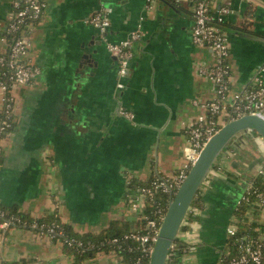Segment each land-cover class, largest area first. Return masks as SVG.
Wrapping results in <instances>:
<instances>
[{"label": "crops", "instance_id": "0c3cea01", "mask_svg": "<svg viewBox=\"0 0 264 264\" xmlns=\"http://www.w3.org/2000/svg\"><path fill=\"white\" fill-rule=\"evenodd\" d=\"M30 26L29 56L40 68L15 85L14 121L2 139L0 205L34 217L57 216L73 233H99L115 221L141 227L128 185L155 176L172 180L190 164L188 127L216 98L200 68L215 63L209 46L192 40L193 0H45ZM15 0H0V26ZM230 44L231 92L260 74L264 82V0H210ZM102 12L110 26L88 19ZM136 30L128 74L108 45ZM7 43L0 34V55ZM89 56V62L84 58ZM2 100L0 97V112ZM125 112L134 114L129 118ZM264 138L239 133L203 184L204 207L193 231H180L189 249L179 264H218L234 210L264 165ZM0 264H127L115 252L79 260L61 241L23 227H0Z\"/></svg>", "mask_w": 264, "mask_h": 264}, {"label": "built area", "instance_id": "2783aa9c", "mask_svg": "<svg viewBox=\"0 0 264 264\" xmlns=\"http://www.w3.org/2000/svg\"><path fill=\"white\" fill-rule=\"evenodd\" d=\"M194 4L192 40L196 45L209 46L215 56V63L212 66L200 68V73L208 76L215 83L216 98L201 104L206 113L200 115L188 127L191 152L189 155L190 164L187 166V170L192 166L210 138L222 127L221 121L228 122L247 114H258L264 117V82L260 74H257L253 84L246 87L243 91L231 92L230 44L228 33L222 28L224 15L230 9L227 6L222 8L220 14L215 17L211 13L210 0H194ZM46 6L45 0H15L14 10L6 28L10 33L14 34L11 41L9 42L0 31L1 36L7 43V50L0 55V97L2 100L0 112V154L3 151L2 136L8 133L14 121L12 88L15 85L32 84L40 75L39 66L29 56V30L30 26L41 19ZM88 22L100 30L110 26L109 19L102 12L92 15ZM141 35V31L136 30L127 39L108 45L111 53L117 57L119 63L120 87L124 86L122 80L128 74L130 62L134 55L133 44L140 39ZM125 115L129 118H134V114L131 112H125ZM216 163L221 162L217 160ZM221 166L212 169L222 171ZM187 170L180 172L172 180L156 176L148 186L140 188L137 195L131 196V208L135 212H141L142 218L146 221L145 225L131 233L124 234L122 237L110 239L109 243L118 244L119 247L125 244L129 246L135 245L141 252V258H151L168 206L167 208L164 206L156 207L153 215L149 216L145 212L147 201L150 199L154 202L155 194L159 190L165 194L174 195L186 178ZM259 175L264 176V165L258 169L254 177ZM255 194L257 199L251 205L247 215L251 222L254 221L261 225L255 228V233L240 235L237 256L232 258L229 264H264V191L256 190ZM243 199L249 201L246 195L242 196L241 200ZM0 216L4 217L5 212L0 210ZM235 223L236 227L229 228L228 234L235 235L237 233L239 219L236 218ZM0 227L2 229L23 227L36 230L51 238H58L59 241L65 237L64 228L60 223H40L38 220L27 223L14 215L0 221ZM191 231H193V228L185 232L189 233ZM178 239L180 240L179 237ZM67 242L70 246H75L80 253L85 252V245L82 240L70 238L67 239Z\"/></svg>", "mask_w": 264, "mask_h": 264}, {"label": "trees", "instance_id": "16d2710c", "mask_svg": "<svg viewBox=\"0 0 264 264\" xmlns=\"http://www.w3.org/2000/svg\"><path fill=\"white\" fill-rule=\"evenodd\" d=\"M194 1V0H193ZM223 24V23H222ZM8 26V21L7 23L2 27L0 26V31L3 36L7 38V40L10 42L13 35L10 33L6 28ZM10 131V130H9ZM8 131V132H9ZM253 132L254 134L260 136L257 132L255 131H250ZM4 138V136H2ZM3 160V155L2 153L0 154V165ZM221 166V163H216L213 168H218ZM191 167V166H190ZM190 167L188 168V172L190 170ZM223 169V166H221ZM156 177V176H155ZM153 178L149 180V182L144 183V184H139L138 182L133 183V180L131 183L128 185V195L129 199L131 196H135L138 194L140 191V188L144 186H148ZM251 185L249 188L245 191L244 195L247 196L249 201L246 200H241L235 210L234 214L237 219H239V225H238V230L235 235L227 234L228 235V240L223 248H217L218 251L221 253V258L219 259L218 264H229L230 260L234 257L237 256L238 253V239L241 234L244 233H255V228L259 225L260 223L257 222H251L248 218V211L253 204V202L257 199L255 191L260 190L264 191V176L259 175L254 177L253 181L250 183ZM174 195H168L159 190L154 197V202L152 200H148L146 207H145V212L147 215H153L154 210L156 207H166L169 204V201L171 198H173ZM204 199H203V187L199 189V191L196 193L193 202L191 204L190 210L183 222V225L181 227L182 232H185L191 228V225L198 221L199 217L198 214L196 213V210H201L204 207ZM131 205V203H130ZM0 210L5 212V216L1 217L0 216V221H3L7 217L14 215L19 218H21L24 222L31 223L34 220H38L40 223H50V222H57L60 223L65 232V237L63 240H61L64 249L77 256L79 260H82L83 258L86 257H91L97 252H116L119 256H122L123 259L127 264H150V258H141V252L140 250L135 246H129L128 244L123 245L122 247H119L118 244H110L109 240L117 237H122L124 234L131 233L135 231L136 229H132L128 224L122 223L119 221L112 222L109 226V228L104 229L100 231L99 233H94V232H87L85 234L79 235L76 233H73L71 228L64 224L57 216L52 215L50 217H34L22 212H19L18 210H8L5 207H2L0 205ZM145 219L142 218L141 220V227H144L145 225ZM70 238H76L79 240H82L84 242V248L85 252L80 253L75 246H70L67 242V239ZM58 240V238H53ZM91 245V246H89ZM190 246L188 243L182 242L181 240L177 239L175 241V246L172 248L170 251V256L168 258V264H179V260L181 256L185 253L186 249H189Z\"/></svg>", "mask_w": 264, "mask_h": 264}, {"label": "water", "instance_id": "95a60500", "mask_svg": "<svg viewBox=\"0 0 264 264\" xmlns=\"http://www.w3.org/2000/svg\"><path fill=\"white\" fill-rule=\"evenodd\" d=\"M84 58L89 62V56ZM243 131H255L264 138V117L247 114L226 122L206 143L192 164L186 178L169 201L150 264H167L170 250L179 237L183 222L196 193L203 186L213 166L233 139Z\"/></svg>", "mask_w": 264, "mask_h": 264}, {"label": "rangeland", "instance_id": "374dc122", "mask_svg": "<svg viewBox=\"0 0 264 264\" xmlns=\"http://www.w3.org/2000/svg\"><path fill=\"white\" fill-rule=\"evenodd\" d=\"M225 123H226V122L221 121V125H222V126H223ZM263 140H264V139H263ZM235 224H236L235 222H233V223L231 222L230 225H229V226H230L229 228H234V227H236Z\"/></svg>", "mask_w": 264, "mask_h": 264}]
</instances>
